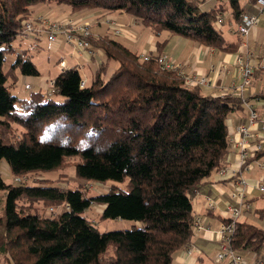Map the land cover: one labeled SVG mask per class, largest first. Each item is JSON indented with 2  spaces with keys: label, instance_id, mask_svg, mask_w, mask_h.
Masks as SVG:
<instances>
[{
  "label": "trees",
  "instance_id": "1",
  "mask_svg": "<svg viewBox=\"0 0 264 264\" xmlns=\"http://www.w3.org/2000/svg\"><path fill=\"white\" fill-rule=\"evenodd\" d=\"M256 1L228 0L236 24L244 13L256 12ZM41 3L68 5L75 12L121 11L157 35L168 31L224 52L236 51L241 36L229 40L224 7L207 9L201 0H0L3 262L173 264L175 253L192 241L195 189L226 166L231 151L227 119L245 100L237 93L205 94L203 85L188 86L178 70L158 62L164 43L156 52L143 53L150 55L146 60L122 41L92 30L85 37L89 49H101L105 59L89 84L82 87L80 70L70 68L54 79L52 94L63 101L43 91L21 99L11 92L9 79L16 82L17 69L29 76L40 72L25 50L17 53L15 41ZM9 53L17 57L4 71ZM14 124L25 128L20 138ZM263 156L264 145L251 159ZM67 157L79 158L77 177L124 186L112 184L105 193L87 196L81 188L44 180L39 185L8 183L1 173L3 161L14 176L23 177L59 169ZM95 203L104 206L103 219L142 224L102 232L84 215ZM66 204L69 208L57 214L45 213V208ZM231 245L240 253L263 255L264 229L239 220Z\"/></svg>",
  "mask_w": 264,
  "mask_h": 264
},
{
  "label": "crops",
  "instance_id": "2",
  "mask_svg": "<svg viewBox=\"0 0 264 264\" xmlns=\"http://www.w3.org/2000/svg\"><path fill=\"white\" fill-rule=\"evenodd\" d=\"M201 1V5L207 9L224 7L225 12L223 15L226 16L228 21V24L223 26L224 34L229 40L236 39L238 37L236 23L232 18L228 0ZM241 1L245 4V0ZM41 17L49 18L51 20L57 19L59 21H67L69 19L77 21L90 20L92 22L91 30L94 35L112 36L122 41L140 55L143 53L156 52L158 43H164L161 54L169 56L173 62L180 64L179 71L183 74H198L207 76L211 79L210 85H206L203 88L205 94L233 95L235 84L241 81L235 64L239 48L236 51L224 52L181 36L165 33L166 31L157 35L149 28L142 27L132 15L121 11L106 12L101 9H84L75 12L71 7L64 4H38L34 7L33 13L29 15V19L33 21L37 30H35L36 32L30 35L28 39L24 38L28 44L35 46V49L38 51L42 48L39 44L41 38L47 34L46 32H38V28L41 26L39 22ZM108 18L116 19L123 25L122 33H114L107 23ZM136 26L140 28L142 27V30H135L133 27L136 28ZM142 33H144V35H142ZM248 39L249 48L253 53L251 62H253L255 66V71L250 88L242 95L243 100H245L243 106L233 111L227 119L230 132L231 151L226 160V167L236 169L238 173H241L243 177L248 180V183L251 186L248 195V198L251 201V209L246 211L240 220L253 223L254 225H256L254 223L255 221H259L264 228V192L259 189V185L264 184V156L258 160L251 159V156L245 165L242 163L240 149L236 143V140H239L242 136L238 131L239 127L241 125L249 124V108L247 107L246 102L253 105L259 114V121L251 127L253 133L262 132L264 136V131L260 127L261 122L264 121V61L262 59L264 54H256L262 51L264 52V16H261L258 25L253 29ZM50 41L52 42V47H50V49L58 55L59 53L61 55L58 60L59 71L56 76L61 73V61H65L69 68H77L80 70V67H86V70L88 69L87 73L88 71L91 72V76H88L87 74L85 79L86 83L89 84L92 81L96 70L105 59L103 51L101 49H96L94 51L85 49L81 50L67 42L63 34H59L55 41ZM239 46L240 45H238V47ZM24 50L25 49H23V51ZM64 53L68 54L72 62H69L67 58L66 60L63 59ZM256 55L259 57H256ZM213 69H219L221 73L215 74ZM111 72L112 71L110 70L109 73ZM50 73L46 76H41L40 83L42 86L39 87V91H43L44 93H47V95L50 94L45 92L44 87L47 86V84L50 86V82L56 78L55 76L54 79H51ZM38 76H40V74ZM33 77L35 76L28 75L27 82L25 83H30L31 88H33ZM15 83L16 82L9 84L11 92L21 99H28V97L23 98L14 92L13 86ZM256 141L257 139H254L252 140V143ZM233 189L234 186L232 179L215 172L211 175L208 182L199 188L200 194L197 196L193 195L195 218L200 219V222L205 224L208 229L194 231L192 241L190 242L196 245L201 250V253L193 252L192 254H188L187 247H184L175 253L173 264H205L208 262L207 259L210 251L215 249L214 247L218 248L220 245L215 229L218 228L219 223L224 219V201L229 197V193ZM207 194L221 200L218 207L212 209V211L205 206V196ZM252 256H254V253ZM257 263L258 259L253 264Z\"/></svg>",
  "mask_w": 264,
  "mask_h": 264
},
{
  "label": "built area",
  "instance_id": "3",
  "mask_svg": "<svg viewBox=\"0 0 264 264\" xmlns=\"http://www.w3.org/2000/svg\"><path fill=\"white\" fill-rule=\"evenodd\" d=\"M255 13H244L241 17V20L236 24V31L242 40L236 56V67L240 75L241 81L238 85H235L233 91H236L237 94H243L252 83V78L255 71V66L251 62L253 58V53L249 48V36L251 35L253 29L258 25L261 16H264V0H257L255 3ZM113 31L116 34H120L123 31V25L119 23L116 19L108 18ZM223 18H219L218 23H222ZM41 26L38 28V32H47L50 40L55 41L59 34H63L66 41L73 44L77 48L83 50H90L89 43L85 39L86 36L91 34L92 23L89 20H70L66 22V26L62 23L56 21H51L49 18H40ZM37 30L34 26L32 20H28L25 23V28L22 32V37L28 39L30 35L34 34ZM144 59H150L149 54H143ZM264 61V56L262 57ZM158 62L168 70H178L180 65L174 63L167 55L160 54L157 58ZM61 69L66 70L70 69L67 67L65 61L60 63ZM215 74H220L219 69H213ZM179 73L184 77L185 82L188 86L195 85H210L211 79L207 76L193 74L187 75L183 74L181 71ZM54 80L50 82L51 93H54L53 88ZM86 81L81 82V86L84 87ZM27 89L31 88V84L27 83L25 85ZM247 107L249 108V124L241 125L239 127V133H241V138L236 140L237 146L240 149V155L242 163L246 165L249 157H254L256 152L260 151L264 145V136L262 132L253 133L251 127L259 121V114L257 110L250 103L246 102ZM261 129L264 131V121L260 124ZM257 139L256 142L252 143V140ZM221 175L232 179L234 189L231 192L230 198L228 199L224 211V220L223 224L219 230V238L221 241V247L217 253L218 262L228 260L227 264H245L242 253H239L231 245V240L233 233L236 229V225L241 217L245 214L246 211L251 209V201L248 198L250 193L251 186L248 183V180L243 177L241 173H238L236 169H224L220 173ZM16 182L23 183L24 177L17 176L15 178ZM259 189L264 192V184L259 185ZM198 194V189L195 190ZM209 205L214 209L218 202L212 198L207 197ZM65 208L68 209V204L65 205ZM64 208V209H65ZM59 211L55 208H49L48 213L50 215L57 214ZM195 226L198 229H203L199 220H196ZM206 229V228H205ZM193 252L201 253V250L194 244L187 246V253L192 254ZM258 264H264V256L258 260Z\"/></svg>",
  "mask_w": 264,
  "mask_h": 264
},
{
  "label": "rangeland",
  "instance_id": "4",
  "mask_svg": "<svg viewBox=\"0 0 264 264\" xmlns=\"http://www.w3.org/2000/svg\"><path fill=\"white\" fill-rule=\"evenodd\" d=\"M70 20H73V19H69L67 21H59L57 19H54L51 21H56V22L62 23L63 25L66 26V22H68ZM39 22H40V20H39ZM227 24H228V21L226 19V22L224 25L226 26ZM40 25H41V23H40ZM142 27L140 28V27L136 26V28L135 27H133V28L135 30L141 31ZM110 28H112V27H110ZM165 33H170V32L166 31ZM142 35H144V33H142ZM39 44L42 48H41V50L38 51L37 49H35V46L28 44V42H26V40L22 36L18 37L17 40L15 41V45L17 46V53L21 52V51H23V49H25L27 55L30 56V58L32 59V61L35 63L36 67L40 71V76L33 77V79H34L32 81L33 88L27 89V88H25V85H26L25 83L27 82L28 75L22 74L20 69H17L16 72H17L18 77L16 79L15 85L13 86V89H14L15 93H17L19 96H21L23 98H25V97L29 98L30 95L32 94V92L40 90L39 87L42 86L40 83L41 76H46L51 72L50 78L54 79V77L56 76V74L59 71L58 60H59V56H61V55H60V53L58 55L57 53L53 52L50 49V47H52V42L49 40L47 34H45L41 38V41ZM17 53H9L7 55L6 61H5L4 66H3L4 71H8L10 69V67L12 66V64L14 63V61L17 57ZM256 54L261 55V54H264V52L262 51V52H259ZM257 55H256V57H259ZM63 57H62L63 59L66 60V58H67V60L69 62H72L71 58L68 56V54L64 53ZM114 67H115V63L111 65L110 70L113 71ZM66 70H68V69H66ZM66 70L61 69V73L65 72ZM87 70H86V67H84V66L80 67V71L82 73L83 80L86 79L87 74H88V76H91V72L88 71V73H87ZM13 82H14V78L11 77L9 79V84L13 83ZM239 83L240 82H238L235 85H238ZM250 86L248 87V89L250 88ZM44 89H45V92H48V94H50V96L54 97L56 100L63 101L64 98L62 96L54 95V94L50 93L51 88H50L49 84H47V86H45ZM235 92L236 91H234V93ZM24 131H25V128L23 126H21L19 124H14V132L18 138H20V136L23 135ZM78 161H79L78 157H67L64 164L59 169H56L54 171H49V172L34 171V172H31L30 174H28L27 176L24 175L23 176L24 177L23 183L26 182L27 184H31V185H39L44 180L50 185H59V186H62L64 188H81V189L85 190V193L87 196H93L96 194L105 193L109 190V188L112 184H118L122 187L124 186V184L117 183L115 181H107L106 183H101V182H96V181H88V180L81 179V178L77 177L75 165ZM224 169H228V167L225 166V167L221 168L217 173L218 174L221 173V171ZM229 169H231V168H229ZM1 173H2L6 182L17 183L15 180V178L17 176H14L11 173V171H10V169H9V167L5 161H3L2 166H1ZM198 191H199V189H198ZM231 192L229 193V197L227 199H225V201H224L223 213L225 211V206H226L225 202H227L228 199L230 198ZM199 194H200V192L198 194L196 192L194 193L195 196H197ZM3 195H4L3 192H0V199L3 198ZM207 197L212 198L214 201L216 200L218 202V204L215 208H217L218 205L221 203L220 202L221 200L219 198H215L212 195L207 194L205 196V206L210 211H212L213 208L209 205ZM38 208L44 209V207L41 205H39ZM54 208L58 211H62L65 208V205L56 206ZM103 208H104L103 205H99V204L95 203L89 209H87L84 213V215L87 218L91 219L97 225L98 229L102 232L111 231V230H119V229H130L134 225L140 226L142 224L141 222L134 221V220L103 219L101 216ZM48 210H49V208H45V211H46L45 213L50 215L48 213ZM196 220H199V222H200V219H196ZM196 220H195V222H196ZM223 220L219 223L218 228L215 229V232L217 233L218 238H219V230L223 224ZM254 223L258 227L263 228V225L259 221H255ZM200 224H201L203 229H205V228L208 229V227L205 224H203L202 222H200ZM203 229H198V227L194 225V231H197V230L200 231ZM219 241H220V238H219ZM188 245H192V243H189ZM220 247H221V241H220V245L218 246V248L214 247L215 249H212L210 251V253L208 255V259H207L208 262H206L205 264H227L228 260H224L221 262H218V260H217V253H218ZM242 255H243L245 264H253V263H255V261L257 259L259 260L260 258H262L264 256V253H263V255H258L257 253H254V256H252L253 253L246 251V252H243ZM0 264H6L3 262V256L1 254H0Z\"/></svg>",
  "mask_w": 264,
  "mask_h": 264
},
{
  "label": "bare ground",
  "instance_id": "5",
  "mask_svg": "<svg viewBox=\"0 0 264 264\" xmlns=\"http://www.w3.org/2000/svg\"><path fill=\"white\" fill-rule=\"evenodd\" d=\"M254 65V64H253Z\"/></svg>",
  "mask_w": 264,
  "mask_h": 264
}]
</instances>
